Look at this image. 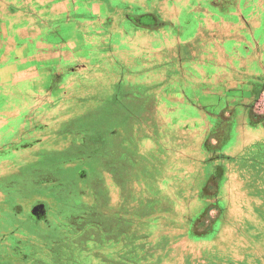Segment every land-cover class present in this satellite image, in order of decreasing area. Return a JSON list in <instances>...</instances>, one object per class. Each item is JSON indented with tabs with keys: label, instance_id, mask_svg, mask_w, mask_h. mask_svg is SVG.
I'll use <instances>...</instances> for the list:
<instances>
[{
	"label": "rangeland",
	"instance_id": "rangeland-1",
	"mask_svg": "<svg viewBox=\"0 0 264 264\" xmlns=\"http://www.w3.org/2000/svg\"><path fill=\"white\" fill-rule=\"evenodd\" d=\"M50 1L0 0V263L264 264V0Z\"/></svg>",
	"mask_w": 264,
	"mask_h": 264
},
{
	"label": "crops",
	"instance_id": "crops-1",
	"mask_svg": "<svg viewBox=\"0 0 264 264\" xmlns=\"http://www.w3.org/2000/svg\"><path fill=\"white\" fill-rule=\"evenodd\" d=\"M21 0H17V3H19ZM70 1H73V0H51L50 1V3L48 4L49 6H47V9H48V11H50V12H52L53 11V7L55 6V5H58V4H62V2H70ZM92 1V0H91ZM205 2H207V3H209V4H216V2H217V0H204ZM246 1H249V0H240V3H242V12L241 13H234V10H233V8L232 9H230L228 12H222V13H224L223 14V17H225V18H229V17H231L232 19L235 17V18H246L247 17V15L249 16L250 15V11H252L250 8H249V6H246L245 5V2ZM257 1V0H256ZM95 2L96 3H101V4H103L104 6H106L105 5V0H95ZM250 2V1H249ZM252 2H253V0H252ZM249 4V3H248ZM215 7H217V5H214ZM236 8V7H235ZM234 8V9H235ZM80 9V8H79ZM79 9H70V11H60L59 12V14H57V15H54L56 18H58V19H63V20H66V19H68V17H70V14H71V11H77V10H79ZM19 10V9H18ZM19 11H12V12H10L9 14H7V15H4V16H0V19H2V18H7V19H17L19 16L17 15V13H18ZM68 13H69V15H68ZM200 13H203V11H201V12H199V14ZM261 14V20L263 21V19H264V9H261V12H260ZM53 14V13H52ZM78 14V13H77ZM83 15L84 14H80V16L83 18ZM51 19H52V17H51ZM54 19V18H53ZM66 22V21H65ZM53 26H54V29L55 28H57V27H59V26H56V25H58L59 23H57V20L56 21H54L53 20ZM56 24V25H55ZM135 26H134V28L135 29H140V28H142V27H139V26H137L136 24H134ZM248 25V24H247ZM15 27H17V26H19V24H16V25H14ZM69 33H71L72 34V29H70V32H68V34H65V36H64V38H65V40H68L69 38H70V36H68L69 35ZM82 33H83V31H82ZM24 43H27V44H29L28 42H24ZM23 43V44H24ZM30 46H31V44H29V45H27V46H24V50L28 53V51H31V49H30ZM21 48L22 46L21 45H19L18 46V48ZM26 52L23 54V55H26ZM30 54V53H29ZM31 55V54H30ZM30 55H28L29 57H31ZM31 61V60H30ZM30 61L28 62V64H30ZM34 62V61H33ZM38 64H40V63H38ZM47 67H49V65H47L45 68H47ZM52 68H53V66H52ZM43 69V68H42Z\"/></svg>",
	"mask_w": 264,
	"mask_h": 264
},
{
	"label": "trees",
	"instance_id": "trees-1",
	"mask_svg": "<svg viewBox=\"0 0 264 264\" xmlns=\"http://www.w3.org/2000/svg\"><path fill=\"white\" fill-rule=\"evenodd\" d=\"M148 15H151V16H149L145 20H143V18H136V17L132 18L131 14H129L128 17H130V19L134 22V24H136L139 27L152 28V27L158 26V20H157L156 16H154L152 14H146V15H141V16H148ZM256 149H257V151H256ZM256 149H255V152L251 154V155H253L252 157L250 155H248V158H250V162H252L256 166V167L251 166L250 168L252 170L257 169L256 170V177L258 179H263V177H264V174H263L264 173V142L263 143H257ZM247 162H248V160H247ZM22 249L23 248H20V246H18L14 250L16 253H19V251L20 250L22 251ZM32 252H33V250H32ZM26 255H28V254H26ZM34 255H40V253L39 252H33V256Z\"/></svg>",
	"mask_w": 264,
	"mask_h": 264
},
{
	"label": "flooded vegetation",
	"instance_id": "flooded-vegetation-1",
	"mask_svg": "<svg viewBox=\"0 0 264 264\" xmlns=\"http://www.w3.org/2000/svg\"><path fill=\"white\" fill-rule=\"evenodd\" d=\"M0 264H3V263H0Z\"/></svg>",
	"mask_w": 264,
	"mask_h": 264
}]
</instances>
